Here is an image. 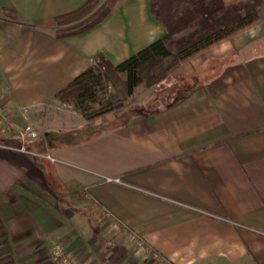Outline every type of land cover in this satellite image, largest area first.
<instances>
[{"label":"crops","instance_id":"1","mask_svg":"<svg viewBox=\"0 0 264 264\" xmlns=\"http://www.w3.org/2000/svg\"><path fill=\"white\" fill-rule=\"evenodd\" d=\"M87 1L0 0V264H59L54 242L77 264H166L130 230L174 264H264V10L181 64L154 108L74 124L52 105L96 54L118 64L167 32L151 0H119L59 37ZM10 122L36 131L28 152Z\"/></svg>","mask_w":264,"mask_h":264},{"label":"trees","instance_id":"2","mask_svg":"<svg viewBox=\"0 0 264 264\" xmlns=\"http://www.w3.org/2000/svg\"><path fill=\"white\" fill-rule=\"evenodd\" d=\"M102 1L88 0L79 9L57 17L59 26H69L59 29L58 36L88 31L119 2L105 0L98 8ZM150 6L166 34L118 64L103 53L96 54L91 65L57 93L60 101L72 104L86 120L119 109L181 64L259 24L264 0H151Z\"/></svg>","mask_w":264,"mask_h":264},{"label":"rangeland","instance_id":"3","mask_svg":"<svg viewBox=\"0 0 264 264\" xmlns=\"http://www.w3.org/2000/svg\"><path fill=\"white\" fill-rule=\"evenodd\" d=\"M104 2H105V0L102 1V3L100 4V6H98V8H100ZM98 8L96 9V11L98 10ZM62 27L67 29L69 26L63 25ZM93 59H94V57H93ZM93 59H92L91 63L93 62ZM178 68L173 73L176 74ZM173 73H171V74H173ZM170 76H172V75H170ZM170 76L166 77L165 79H163L162 81H160L158 83H155L149 87H146V88L140 90L136 95L129 98L123 107L128 108L131 105H137V106H140V105L143 106L144 105V108H154L156 106V103L154 104V101L157 100L158 97L159 98L165 97V95L168 94L167 91L172 90V87H170V86H173V84H172L173 81H172ZM109 89L112 90V87H109ZM153 104H154V106H153ZM52 107H54L57 110L60 117L65 116V117L69 118L70 116H73L74 117V120H73L74 124H77L78 121L81 120L82 115L79 112L74 110L72 104H67V103H63L61 101H56V103L54 105H52ZM123 107H121V108H123ZM109 122H110L109 119H106L103 117V118L97 119L95 121V123H93V125H91V127L94 128V127H99L102 125H107V124H110ZM48 125L51 127L52 130H55V131L59 130L57 124H48ZM87 127H88V125L80 127L79 130L77 131V133H81ZM17 129H19V128H17ZM31 129L33 131H35L32 127H31ZM16 133L19 135L18 131H16ZM31 137H33V136H31ZM58 243L62 244L61 242H58ZM62 246L66 249V251H68L64 244H62ZM51 252H52V247H51ZM68 253L70 255H72L75 263L77 264L76 257L72 253H70L69 251H68Z\"/></svg>","mask_w":264,"mask_h":264},{"label":"built area","instance_id":"4","mask_svg":"<svg viewBox=\"0 0 264 264\" xmlns=\"http://www.w3.org/2000/svg\"><path fill=\"white\" fill-rule=\"evenodd\" d=\"M0 117H2L3 119H6L8 121V119L6 118L5 112H3V110H1V109H0ZM9 124H10V127L12 129L19 132V135L21 136V138L23 140L22 144L19 146V150L22 152H28V149H27L26 144H25V140L27 139L28 136H33V137L37 136V133L31 129V126H27L24 130H21V129H17V127L14 126V124H12L11 122ZM48 157L51 158L52 160H54V158H52L51 156H48ZM109 180L120 182L119 178H114V179L109 178ZM128 235L132 241H135L140 246L144 247L146 249V251L152 253L154 255V257H156L157 259L163 261L166 264H174L170 260L164 258L163 255L159 251H157L146 240V238H144L142 235H140L136 231L130 230ZM51 257L53 260L57 261L59 264H76L72 255H70L68 253V251H66V249L62 246V244H60L58 242H55L52 246Z\"/></svg>","mask_w":264,"mask_h":264}]
</instances>
